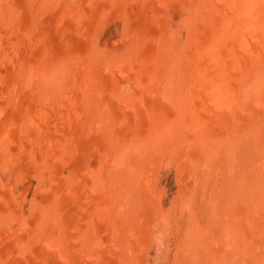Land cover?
<instances>
[{
    "label": "bare ground",
    "instance_id": "bare-ground-1",
    "mask_svg": "<svg viewBox=\"0 0 264 264\" xmlns=\"http://www.w3.org/2000/svg\"><path fill=\"white\" fill-rule=\"evenodd\" d=\"M178 209L173 260L264 264V0H0V264H141Z\"/></svg>",
    "mask_w": 264,
    "mask_h": 264
},
{
    "label": "rangeland",
    "instance_id": "rangeland-1",
    "mask_svg": "<svg viewBox=\"0 0 264 264\" xmlns=\"http://www.w3.org/2000/svg\"><path fill=\"white\" fill-rule=\"evenodd\" d=\"M102 148V147H101ZM98 149H100V147H98L97 148V151H98ZM103 150V149H102ZM98 152H101V150L100 151H98ZM97 152V165L100 163V158H98V157H100V155L102 154V153H98ZM225 159L226 158H224V159H218L217 161H216V163H217V169H213V170H211L213 173L210 175V177H211V179H213L212 181H211V185H214V182H217L216 183V186H215V193H219V192H222V193H224V195L226 196V192H227V186H226V184H223V182H222V175L221 174H223V176L225 175V171L227 170V169H229V167H230V164L228 163V162H226L225 163ZM167 160L168 159H166V160H164L163 161V163L165 164H160V165H162V166H160L159 165V167L161 168H159L158 167V169H159V178H158V180L157 181H159L158 182V184L157 185H159V186H157V188H158V193H161V194H163V200H162V202L164 203V206H163V208H165V209H169V208H171V206L175 203V196L178 194V188H177V184H176V176H175V173H176V169H174L175 167H173V165H168L167 164ZM222 160H224V161H222ZM223 163H222V162ZM222 165V166H221ZM166 166V167H165ZM219 166V167H218ZM221 166V167H220ZM227 166V167H226ZM98 167H99V165H98ZM98 167H97V169H98ZM167 168V169H166ZM168 168H170L169 170H168ZM166 170V171H165ZM225 170V171H224ZM211 171H207L208 173H210ZM207 172H204V171H201V175L200 176H205V177H207V175H209ZM214 172L215 173H217L216 175L214 174ZM220 172V173H219ZM165 173V174H164ZM213 175V176H212ZM221 175V176H220ZM170 177V178H169ZM200 178L201 179V181H203L204 180V178ZM219 177V178H218ZM160 179V180H159ZM221 179V180H220ZM222 182V183H221ZM223 185H225V188H224V186ZM220 190V191H219ZM217 191V192H216ZM166 193V194H165ZM161 198L159 197V200H160ZM203 201V202H202ZM168 202V203H167ZM199 204L197 205V207L195 208V212H197V213H199L198 215H197V213H196V216H195V218L197 219V221L199 222V224H197V228H199V226L200 225H204L205 223H207L206 221H204V219L207 217V215L205 214V206H206V202H205V200H202V197H200V198H198V201H197ZM201 202V203H200ZM163 203H162V205H163ZM203 203V204H202ZM222 205V207H220V209H223V207H224V205H223V203L221 204ZM202 207V208H201ZM199 208V209H198ZM198 209V210H197ZM203 210V211H202ZM165 211V210H164ZM167 211V210H166ZM177 211V213H176V215L177 216H175V218L170 222V225L169 226H167V225H165V229L164 228H162V230H159L158 231V228L157 227H155V229H154V231H153V233L154 234H156L157 235V237L156 236H154V235H152L153 237H151L150 238V240H149V244H148V255H146V254H144V255H141V258H140V261H139V263H141V264H185L186 262L185 261H175V260H173L174 259V256H173V252H175L176 251V247H175V243H177L178 241V238H180V239H182L183 238V236H184V234L185 233H183V232H185L184 231V217L186 216H188L189 214H187V213H185V214H182V212H180L181 210H176ZM180 214V215H179ZM181 218V219H180ZM203 219V220H202ZM98 220V219H97ZM182 220V221H181ZM201 220V221H200ZM178 221V222H177ZM176 222V224L175 225H173V223H175ZM201 222V223H200ZM204 222V223H203ZM178 223V224H177ZM179 225V226H178ZM172 226H174L173 227V230H170L171 228L170 227H172ZM176 226V227H175ZM178 226V227H177ZM180 226H182V227H180ZM180 228V229H179ZM179 229V230H178ZM182 229V230H181ZM155 231H156V233H155ZM161 231V232H160ZM177 231H180V232H177ZM174 232V233H173ZM152 233V234H153ZM162 234V235H161ZM180 234V235H179ZM164 235V236H163ZM176 236V237H175ZM153 238V239H152ZM176 241V242H175ZM172 242V243H171ZM154 245V246H153ZM153 246V247H152ZM173 246V247H172ZM159 247V248H158ZM156 248V249H155ZM150 249V250H149ZM161 249V250H160ZM157 250H159V252L157 251ZM187 253V252H186ZM185 254V253H184ZM192 254V253H191ZM164 255V256H163ZM167 255V256H166ZM186 255V254H185ZM188 255V254H187ZM158 256V257H157ZM166 256V257H165ZM189 256V255H188ZM188 256H185V257H188ZM145 257V258H144ZM184 257V258H185ZM205 257L203 256V254L200 252V254L198 255V257L197 258H194V260L192 261H190V260H188V264H203V259H204ZM142 259V260H141ZM159 259V260H158ZM199 262H198V261ZM198 262V263H197Z\"/></svg>",
    "mask_w": 264,
    "mask_h": 264
}]
</instances>
